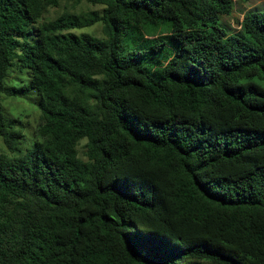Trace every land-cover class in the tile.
Masks as SVG:
<instances>
[{"label": "trees", "instance_id": "obj_1", "mask_svg": "<svg viewBox=\"0 0 264 264\" xmlns=\"http://www.w3.org/2000/svg\"><path fill=\"white\" fill-rule=\"evenodd\" d=\"M86 1L0 0V264H264V11ZM32 91L19 155L2 96Z\"/></svg>", "mask_w": 264, "mask_h": 264}, {"label": "rangeland", "instance_id": "obj_2", "mask_svg": "<svg viewBox=\"0 0 264 264\" xmlns=\"http://www.w3.org/2000/svg\"><path fill=\"white\" fill-rule=\"evenodd\" d=\"M236 3V15L242 20L244 14L248 11L262 10L264 11V0H234ZM94 10L102 11V7L93 6L87 3L86 0H60V6L51 9L44 17L45 20H54L63 14L83 15ZM225 24L229 25L233 31L239 30V25L235 19H226ZM74 33L80 35L83 33L92 34L97 37H103L102 25L97 24L90 28L74 30ZM30 81L28 71H22L17 66H14L8 74L7 88H21ZM38 96L35 92H30L26 95L22 94L17 97L2 96V105L5 113L10 121L15 124V127L21 129L23 138L20 142V152L23 154L32 147L36 140V132L41 124V112L38 108ZM83 141L79 146L80 156L85 159V145ZM11 155L2 138H0V155Z\"/></svg>", "mask_w": 264, "mask_h": 264}]
</instances>
